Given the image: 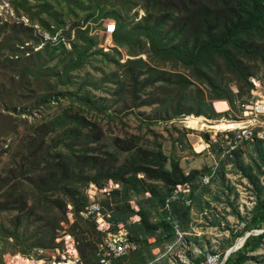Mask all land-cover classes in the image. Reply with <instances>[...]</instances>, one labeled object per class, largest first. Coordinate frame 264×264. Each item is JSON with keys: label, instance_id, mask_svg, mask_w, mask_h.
Wrapping results in <instances>:
<instances>
[{"label": "trees", "instance_id": "obj_1", "mask_svg": "<svg viewBox=\"0 0 264 264\" xmlns=\"http://www.w3.org/2000/svg\"><path fill=\"white\" fill-rule=\"evenodd\" d=\"M11 5L16 16L22 12L43 31L64 29L72 21L73 29L65 31L70 48L60 44L33 52L39 40L32 29L0 25V158L5 153L9 156L4 175L0 172V214H16L13 230L0 223L2 251L16 252V246L22 254L28 253L26 249H52L59 223L56 212L67 224L65 212L70 205L73 223L65 231L73 236L83 264H98L101 235L82 210L89 204V185L102 187L111 180L120 189L102 196L101 204L109 209L113 230L122 223L138 246L117 264L152 263L156 258L152 249L165 248L176 239L175 226L180 232L187 230L183 221L209 195L218 169L212 164L205 173L185 174L176 159L168 161L160 144L141 145L137 137L132 139L134 148L124 150L123 155L112 151L99 138V124L114 117L115 111L104 99L93 100L90 91L81 95L84 86L76 73L92 67L99 57V62L112 66L102 79L114 85V95L133 98V105H124V110L149 108L150 124H173L190 115L194 126L204 118H235L255 92L264 91V0H33V4L11 0ZM138 7L143 16L135 21ZM103 20H108L104 31H111L114 46L106 51L99 48L103 33H91V24L100 29ZM25 43L29 47L20 50ZM120 49L129 56L123 63L114 59ZM26 51L30 53L27 57ZM90 75L85 73L84 82L100 90ZM60 100L71 103L49 121L36 124L21 119L24 112L32 115ZM215 101L226 102L228 110L217 113L212 105ZM19 124L22 134L17 130ZM185 130L180 142L188 146L186 135L193 131ZM204 138L207 141L208 134ZM221 140L219 135L218 142L210 143L209 156L216 154L218 168L222 161L235 157L237 172L255 191L248 219L233 211L242 228L222 245L223 259L245 233L264 229V184L260 183L264 141L244 144L249 149L248 163H244V150L239 147L224 154ZM204 176H209L207 184L202 183ZM177 185L189 186L190 193L179 192L167 210L166 200ZM146 193L150 196L144 197ZM138 197L144 199L138 203L139 221L132 222L129 200ZM44 212L53 215L54 226L41 236L42 243L30 245L33 237L27 235L32 224L39 226L38 234L45 230L39 225ZM263 246L264 231L251 234L224 264H264V253L253 255ZM203 257L188 264H197Z\"/></svg>", "mask_w": 264, "mask_h": 264}, {"label": "rangeland", "instance_id": "obj_2", "mask_svg": "<svg viewBox=\"0 0 264 264\" xmlns=\"http://www.w3.org/2000/svg\"><path fill=\"white\" fill-rule=\"evenodd\" d=\"M31 4H33V0H29ZM8 5V8L13 10L11 5V0H0V5ZM138 14L135 16V21L139 20L143 16L142 10L138 7ZM14 12V10H13ZM15 13V12H14ZM20 17L27 18L22 12H19ZM16 15V13H15ZM133 17V12L131 16ZM28 19V18H27ZM29 21V19H28ZM108 20H103L101 23V28L98 29L94 24H91V33L98 34L100 33L104 35L102 36V40L100 42L99 48L103 51L107 49L113 48V43L111 41V36L108 31H104V27L107 25L106 22ZM30 22V21H29ZM0 23V25L4 24ZM36 22H33L34 24ZM12 24V23H8ZM37 25V24H34ZM38 26V25H37ZM39 27V26H38ZM40 28V27H39ZM64 29L67 31L69 29H73V21L66 22L64 25ZM40 30H42L40 28ZM100 40V39H99ZM126 50L120 49L117 54H115L114 59L123 63L128 59L129 56L126 55ZM140 58H144L145 56L140 55ZM112 66H106L105 63L99 62V57L96 59V63H93L92 67H86L83 70L77 72L76 74L79 76L78 82L79 84H83L84 88L81 91V95L85 92L90 91V95L93 100L96 101L98 97L104 99V104L108 106L111 111H115V115L112 118H105L100 121L99 127L101 128L102 134L99 136L100 140L104 143H107L112 149L117 153H125L124 150H131L134 148L132 139L133 137H137V141L141 143V145H148V143L152 141H156L161 145V149L164 154L168 157V161L171 159H176L178 163V167L185 174L191 172H202L205 173L206 170H209V167L214 164L215 169H218L217 177H214V182L211 185L209 195L205 196V199L200 201L196 207H192L191 213L189 214L187 220L183 221V227L187 230L181 232L183 238L181 240L180 247L183 245L185 248L182 249V255L189 262L192 259L197 258L198 256H203L209 252L219 253L221 254L223 249L222 245L227 239L237 231H240L242 228V224L238 221L237 217L233 214V211L238 212L241 217L245 220L249 217V211L253 207L255 191L253 187L248 185L247 181L240 177V174L236 170L235 165V157L232 160L222 161L223 165L220 163V167L218 168V158L214 153L211 157L207 155V152H200L203 150L204 145L198 138L199 136L204 140L205 131L188 133V140L193 145L194 149L190 146L181 144L180 137L181 134L186 131L183 124L179 123V121L175 120L173 124H150L149 118L151 117V111L147 107L143 108H134L132 110H124V105L131 107L133 105V98H131L128 94H121L119 96H115L113 93L114 85L112 83H107L102 79L106 73H109L108 68ZM104 74H103V73ZM85 73H90V77L94 79L95 82H98L100 85V90H93L91 84L85 83L84 78ZM7 78L6 76H4ZM106 99L108 103H106ZM114 102V106L111 103ZM71 102L67 100H60L57 103L51 104V106L40 112H33L32 115L23 113L21 119H27L28 122H36V124L42 123L43 121H49L53 119L55 116L60 115L63 110H65ZM30 109V108H28ZM35 109L33 108L32 111ZM17 112H20V109H16ZM223 118H227L225 115H222ZM237 116V115H236ZM17 123H19L18 119H16ZM148 120V121H146ZM191 121V120H189ZM199 121V120H198ZM190 126H194L189 122ZM19 133L22 134V127L17 129ZM53 135L52 137H54ZM14 140L11 139V143ZM7 145L10 143V140L6 141ZM17 145V140L14 143ZM5 148V147H4ZM244 150V155L242 156V160L244 163H248L247 155L249 149L244 146L241 148ZM200 153V154H199ZM120 157V161L121 158ZM119 161V162H120ZM9 163L8 153H5L0 158V172L3 173V169ZM169 166V164H168ZM6 171V170H5ZM4 175V173L2 174ZM141 178L142 176H138ZM4 179V178H3ZM111 181V180H110ZM115 183V182H114ZM260 183L264 184V179H260ZM118 184V183H116ZM119 185V184H118ZM120 187V186H119ZM190 188V187H189ZM188 188V189H189ZM216 194L219 196L218 200H216ZM149 193H146L144 197H149ZM104 197V196H103ZM101 195H97L95 200L101 204V200L103 199ZM144 199L142 197L132 198L129 200V205L131 208V204L137 208V212L134 211L133 215H136L138 218L139 204ZM105 202V201H104ZM70 205H68L69 207ZM103 209L106 212H109V209L105 205H102ZM71 207V206H70ZM114 208V207H113ZM112 208V209H113ZM55 214V213H54ZM132 215V216H133ZM15 217L16 214H9L8 212L0 214V223L7 229L13 230L15 227ZM40 218L41 228L45 227L43 232L37 233V224H32V227L28 230L27 237H33L31 241H28V244L31 243L39 244L42 243L40 238L44 233H49L53 223V215L48 214L46 212L41 215ZM56 217L59 219L58 226L56 227L54 233L55 237L63 230H68L65 221L61 219V215L56 212ZM132 221V219L130 220ZM139 221V220H138ZM134 222V221H132ZM137 222V221H135ZM122 224V223H121ZM124 226V225H123ZM125 231L129 235L128 229L124 226ZM264 231V229L262 230ZM185 235V240H184ZM238 240V239H237ZM236 240V241H237ZM235 241V242H236ZM1 242V241H0ZM10 242V240H9ZM183 242V243H182ZM56 243H54L55 245ZM234 245V244H233ZM57 247V246H56ZM25 248V247H24ZM33 249H43V248H33ZM33 249H26L28 253H30ZM158 250L159 253L165 254L163 258H161L155 264H183L177 254L178 249L173 250L171 252H166V247L161 248H153L152 253L154 255V250ZM21 248L16 246V252L13 253H22ZM0 253H11L10 251L3 252L2 247L0 246ZM264 253V246L260 251L253 255H258ZM180 255V253H178ZM156 257V255H154Z\"/></svg>", "mask_w": 264, "mask_h": 264}, {"label": "built area", "instance_id": "obj_3", "mask_svg": "<svg viewBox=\"0 0 264 264\" xmlns=\"http://www.w3.org/2000/svg\"><path fill=\"white\" fill-rule=\"evenodd\" d=\"M12 23L15 25H21L33 30L34 35L38 38L39 43L33 47V52L41 50L45 46L56 47L63 44L67 48H70L65 35V29H58L52 32H46L40 30L37 25H34L28 21L25 17H18L15 15L12 9L8 8V5H0V23ZM111 34V31L108 32ZM30 43H25L20 46L19 49L25 51L29 47ZM29 52L26 51L25 56H29ZM223 113V112H220ZM194 116H181L177 119L179 123L183 124V127L194 132L205 131L210 135L207 141H204L200 136L198 137L203 143L204 148L200 152H207L210 154V143H216L219 140V135L222 136L221 146L225 144L224 154H229L239 147H244L245 143H252L255 141H264V91L259 90L255 92L254 97L247 104L242 106V111L235 116V118H217L206 119L190 126L189 119ZM175 122V121H173ZM192 134V133H191ZM194 149L193 145H191ZM195 150V149H194ZM200 154V153H199ZM209 176L202 178V183L207 184ZM189 186H176V190L173 195L166 200L165 208L169 209V201L175 200L179 192L183 194H189ZM118 184L108 181L102 187H96L95 185H89L86 190V196L89 200V204L84 207L82 214L85 217H90L95 222V229L101 235L99 244L97 245V257L98 264H117V260L122 259L138 249L136 243L130 240L129 235L125 231L123 224L116 225V229L113 230L110 222V213L104 212L102 206L95 200L97 195L109 197L110 193L119 190ZM190 204L189 201L186 202ZM131 209L137 212V208L133 203ZM65 219L67 226L73 223V215L71 207H66ZM138 221L139 218L133 215L130 220ZM170 219V212L168 214ZM176 239L174 242L166 246V252H171L178 249L177 256L183 264H188L189 261L182 255V249L185 248L179 246L183 235L176 228ZM54 247L52 249H33L30 253H0V264H83L79 253L77 251L76 242L72 235L65 230L56 235L54 239ZM183 243V242H182ZM57 246V247H56ZM180 253V255L178 254ZM226 253V252H225ZM156 258L152 263L158 262L165 254H160L156 249L154 250ZM221 254L209 252L204 255L202 260L197 264H221ZM150 263V264H152Z\"/></svg>", "mask_w": 264, "mask_h": 264}, {"label": "water", "instance_id": "obj_4", "mask_svg": "<svg viewBox=\"0 0 264 264\" xmlns=\"http://www.w3.org/2000/svg\"><path fill=\"white\" fill-rule=\"evenodd\" d=\"M262 232H263V231L260 230V231H253V232L245 233V235H244L243 237L239 238V239L234 243V245H233L232 247H230V248L226 251V253H225V255H224V257H223V259H222V261H221V264H224V263H225V261H226L227 257L229 256V254H231L232 252L236 251L237 249H239V248L243 245L244 241L246 240V238H247L249 235H251V234L256 235V234H259V233H262Z\"/></svg>", "mask_w": 264, "mask_h": 264}, {"label": "bare ground", "instance_id": "obj_5", "mask_svg": "<svg viewBox=\"0 0 264 264\" xmlns=\"http://www.w3.org/2000/svg\"><path fill=\"white\" fill-rule=\"evenodd\" d=\"M214 109H215V111L220 112L222 110H225L226 109V106H225L224 103L216 102L214 104Z\"/></svg>", "mask_w": 264, "mask_h": 264}, {"label": "crops", "instance_id": "obj_6", "mask_svg": "<svg viewBox=\"0 0 264 264\" xmlns=\"http://www.w3.org/2000/svg\"><path fill=\"white\" fill-rule=\"evenodd\" d=\"M216 102H220V103H224L225 104V106H226V109L225 110H222V111H220V112H226L227 110H228V105H227V103L226 102H223V101H215V102H213V108H214V104L216 103ZM215 110V109H214ZM217 112V111H216ZM220 112H217V113H220ZM187 138H188V136H187ZM187 141H188V143L190 144V146H191V143L189 142V140L187 139ZM192 147V146H191Z\"/></svg>", "mask_w": 264, "mask_h": 264}]
</instances>
